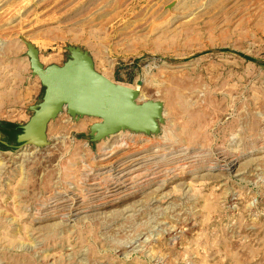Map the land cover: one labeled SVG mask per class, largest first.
<instances>
[{"label": "rangeland", "instance_id": "obj_1", "mask_svg": "<svg viewBox=\"0 0 264 264\" xmlns=\"http://www.w3.org/2000/svg\"><path fill=\"white\" fill-rule=\"evenodd\" d=\"M26 43L87 52L165 114L153 135L92 139L64 111L40 145L0 134V264H264V0H0L19 125L43 94Z\"/></svg>", "mask_w": 264, "mask_h": 264}, {"label": "water", "instance_id": "obj_2", "mask_svg": "<svg viewBox=\"0 0 264 264\" xmlns=\"http://www.w3.org/2000/svg\"><path fill=\"white\" fill-rule=\"evenodd\" d=\"M69 57L61 65H43L38 50L26 43L32 76L43 87L41 100L30 106L32 114L20 125L19 148L44 143L48 124L62 111L74 119H92L89 135L104 139L121 131L157 134L165 114L159 100L144 99L139 88L109 79L98 72L87 52L68 47ZM137 80V85H141Z\"/></svg>", "mask_w": 264, "mask_h": 264}, {"label": "trees", "instance_id": "obj_3", "mask_svg": "<svg viewBox=\"0 0 264 264\" xmlns=\"http://www.w3.org/2000/svg\"><path fill=\"white\" fill-rule=\"evenodd\" d=\"M21 131L20 125L11 121H0V134L15 141L17 134Z\"/></svg>", "mask_w": 264, "mask_h": 264}, {"label": "crops", "instance_id": "obj_4", "mask_svg": "<svg viewBox=\"0 0 264 264\" xmlns=\"http://www.w3.org/2000/svg\"><path fill=\"white\" fill-rule=\"evenodd\" d=\"M32 86H31V88L29 89V91L27 92L28 94H31V91H33L34 92V90H37L38 88H39V86H40V82H39V80H32Z\"/></svg>", "mask_w": 264, "mask_h": 264}, {"label": "bare ground", "instance_id": "obj_5", "mask_svg": "<svg viewBox=\"0 0 264 264\" xmlns=\"http://www.w3.org/2000/svg\"><path fill=\"white\" fill-rule=\"evenodd\" d=\"M136 88H138V87H136ZM121 139V138H120ZM121 140H123V139H121ZM125 141V140H124ZM112 167V166H111ZM118 179V178H117ZM128 183V182H127ZM82 204V203H81Z\"/></svg>", "mask_w": 264, "mask_h": 264}]
</instances>
